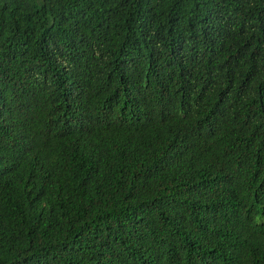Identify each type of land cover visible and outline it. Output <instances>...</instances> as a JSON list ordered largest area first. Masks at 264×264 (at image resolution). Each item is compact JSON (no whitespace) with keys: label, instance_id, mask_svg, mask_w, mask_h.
Segmentation results:
<instances>
[{"label":"trees","instance_id":"obj_1","mask_svg":"<svg viewBox=\"0 0 264 264\" xmlns=\"http://www.w3.org/2000/svg\"><path fill=\"white\" fill-rule=\"evenodd\" d=\"M0 264H264V0H0Z\"/></svg>","mask_w":264,"mask_h":264}]
</instances>
